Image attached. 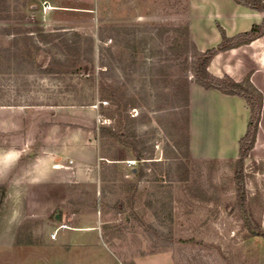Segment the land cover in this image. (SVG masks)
Here are the masks:
<instances>
[{"label": "rangeland", "instance_id": "obj_1", "mask_svg": "<svg viewBox=\"0 0 264 264\" xmlns=\"http://www.w3.org/2000/svg\"><path fill=\"white\" fill-rule=\"evenodd\" d=\"M256 17L261 24L264 12L235 0H0V156L17 154L0 174V207L19 206L16 264L32 256L33 264H264V238L249 228L264 230V159L249 152L239 190L229 136L236 105L196 93L192 152L185 86L196 81L191 43L205 51ZM39 29L68 32L41 41ZM232 53L235 65L253 67L254 53L264 73V38ZM58 59L72 72L48 73L52 63L65 69ZM248 108L239 111L244 130ZM202 149L231 155L201 158ZM76 153L85 177L69 180ZM37 157L59 159L62 177L16 191ZM11 186L22 195H9Z\"/></svg>", "mask_w": 264, "mask_h": 264}, {"label": "crops", "instance_id": "obj_2", "mask_svg": "<svg viewBox=\"0 0 264 264\" xmlns=\"http://www.w3.org/2000/svg\"><path fill=\"white\" fill-rule=\"evenodd\" d=\"M259 17H256L250 25V28L254 24H259ZM236 32H241V30H236ZM230 35V32H228ZM232 34V33H231ZM234 34V33H233ZM264 38V35L257 37L256 39L252 40L249 42V45L260 43ZM240 46L231 48L225 51H220L218 52L210 61V64L208 66V70L210 71L211 74L217 77H223L225 74L231 76L234 80L240 82L246 79L249 76V79L251 83L259 89V91L262 93L263 96V106H262V111H261V117H260V122L258 126V131H257V136H256V141L254 143L253 148L250 150V154L248 158L250 157L254 161H259L264 159V73H261L260 71L263 70L262 62L263 60H256V56L254 53L250 54L249 57H246L249 60L255 61L254 67L250 65V62L244 63L243 61L240 62L237 65L234 64L233 58V53L232 50L240 48ZM203 50V48L201 49ZM231 58H230V57ZM244 57V56H243ZM245 58V59H246ZM239 59V58H236ZM200 94L205 98H208L209 96H214L219 98L222 102L227 101L234 103L236 105V110L232 109L234 111L233 114V121L231 122L232 124H229V133L230 137L233 139V141L237 142V150L233 152V154H228L226 152L222 151H216L215 153H212L210 151H207L205 149H202L203 154L200 155L201 158H210V157H217V158H224V157H229V155L236 157V155L239 153V146H240V139L244 135V128L242 129V124H241V119L239 118V111L242 109L247 111L249 113V108L247 101L238 96V95H232V94H226L223 93L222 91L215 89V88H205L196 81H193L190 83L189 86V108H190V148L192 149V152H195V147L193 143V136H194V120H193V110H194V95ZM208 107V106H207ZM237 111V112H235ZM211 130L207 129L201 132L202 135L204 136V141L210 142L213 144L212 139H211ZM211 133V134H210ZM225 132L222 130V133L220 134L218 130L217 138H221V141L228 140V138L225 137ZM210 134V138L208 137ZM232 134V135H231ZM229 137V138H230ZM209 139V141H208ZM223 141V142H224ZM209 145V143H207ZM206 144V145H207ZM219 145V143H218ZM4 156V155H3ZM79 155L78 153L73 154V164L70 165L72 168V172L70 177L68 179L70 180H75V177L80 178V175L85 177L84 173L80 172L79 170H76L74 166L78 167L79 162L78 159ZM7 158V159H6ZM17 154L16 153H11L8 155V157H1L0 156V174L6 172L13 166L14 162L16 161ZM56 161V162H55ZM55 161H50L49 159L45 158H33L30 160L28 163H26L22 168L21 172H24L23 177H19V182L16 181L14 189H18L19 187L21 188L22 186H27L28 184L33 185L36 182L43 183V181H48L49 179H57L59 177H62V174H59L57 171H60V169L63 167V163L59 162V159H56ZM134 170V168H132ZM0 178V182H1ZM22 180H24L23 183ZM80 180V179H79ZM14 182V181H13ZM13 182H10V184L13 185ZM17 184H19L18 187ZM13 186L9 187L10 190H8L9 195H22L20 191H12ZM25 195V194H24ZM19 206H13V205H5L2 204L0 207V264H16V236H17V230L19 228L17 220H16V213L18 210ZM20 208H22L20 206ZM25 208V207H23ZM3 213V214H2ZM84 218H86L84 216ZM80 220V218H79ZM83 229V228H78ZM64 239L60 243L64 245L69 244L68 242ZM79 242V241H78ZM72 248V246H71ZM73 249V248H72ZM1 251L3 253L1 254ZM29 264H33V256L30 257Z\"/></svg>", "mask_w": 264, "mask_h": 264}, {"label": "trees", "instance_id": "obj_3", "mask_svg": "<svg viewBox=\"0 0 264 264\" xmlns=\"http://www.w3.org/2000/svg\"><path fill=\"white\" fill-rule=\"evenodd\" d=\"M236 2L243 4L253 10H257L260 12H264V1L263 0H235ZM39 37L41 41H48L54 39L56 33L55 32H68V30L65 31H53L50 30L49 32L44 31L43 29H39ZM24 32V33H22ZM20 34H23L22 39L25 40L26 44H36L34 43V37L30 33L26 34L25 31H22ZM67 33H58V36H61L62 41L61 44L68 49H73L77 50L80 48L79 45H76L78 42L77 40L74 41H69V38L65 36ZM77 35H80L78 32L75 33ZM187 33H185V36L187 37ZM264 35V20L261 24H254L250 30L243 31L235 36H227L225 32H222V40L221 42L212 48H209L205 51L199 50L194 43H191V53H192V73L195 77V80L197 83L202 85L205 88H215L223 93L226 94H232V95H238L242 98H244L251 111V118L248 122L247 130L245 134L242 136L240 139V149H239V157L237 160V168L235 169V178L236 182L238 184V189L243 190L244 189V184H243V166H244V161L246 157L248 156L250 150L253 148L254 143L256 141V136H257V131H258V126L260 122V117H261V111H262V106H263V96L262 93L251 83L250 79L246 78L243 81H236L234 80L231 76L225 74L223 77H217L211 74L208 70V66L210 64V61L212 58L220 51H225L231 48L238 47L242 44L249 43L250 41L256 39L259 36ZM87 41L91 43L89 51L91 52L93 50V39L91 37L85 38ZM49 41V42H50ZM185 41L188 43L187 38H185ZM36 46V45H35ZM68 59H65L64 61H60L58 59L57 61L61 62L64 66L65 69H59L58 71L56 70L55 66L50 64L46 71L48 73H64V72H72L70 71V67L67 64ZM107 70V69H106ZM106 70H100L98 71V75L104 73ZM186 86V104H188V98H189V90H188V85L185 82ZM101 88L102 92L105 91V88H108V84L104 81V79L101 78ZM102 97L104 98H109L112 101V97L110 95H103ZM102 129L106 132H108L111 136L116 137L118 140L123 142L124 144L130 146L133 150L136 151V148L134 147L133 144L129 143L126 141L122 135V133H118L112 127H102ZM136 176L140 177L142 175V171L140 169H134L133 170ZM244 192V191H243ZM244 196V193H242V197ZM245 200V197L241 200L243 203ZM249 228L253 234L263 236L264 238V230H261L259 228H254L253 226L249 225Z\"/></svg>", "mask_w": 264, "mask_h": 264}, {"label": "built area", "instance_id": "obj_4", "mask_svg": "<svg viewBox=\"0 0 264 264\" xmlns=\"http://www.w3.org/2000/svg\"><path fill=\"white\" fill-rule=\"evenodd\" d=\"M136 161L135 160H129L128 163L129 164H134Z\"/></svg>", "mask_w": 264, "mask_h": 264}]
</instances>
